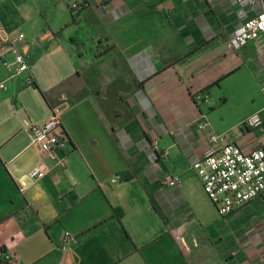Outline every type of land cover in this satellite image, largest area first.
I'll return each mask as SVG.
<instances>
[{
  "label": "crops",
  "instance_id": "0c3cea01",
  "mask_svg": "<svg viewBox=\"0 0 264 264\" xmlns=\"http://www.w3.org/2000/svg\"><path fill=\"white\" fill-rule=\"evenodd\" d=\"M237 25L231 0H0L35 82L0 92V264H262L264 202L221 217L193 170L209 131L245 151L264 143L240 127L264 119V33L234 50ZM229 81L261 100L216 127L205 109ZM64 102L68 145L45 155L30 128Z\"/></svg>",
  "mask_w": 264,
  "mask_h": 264
},
{
  "label": "built area",
  "instance_id": "2783aa9c",
  "mask_svg": "<svg viewBox=\"0 0 264 264\" xmlns=\"http://www.w3.org/2000/svg\"><path fill=\"white\" fill-rule=\"evenodd\" d=\"M231 5L236 11L238 25L232 33L229 45L234 50H240L264 33V0H231ZM71 7L73 10L79 8L76 2ZM251 12L254 16L250 15ZM24 39L22 32L0 29L2 64L8 68L9 64L5 59L7 54L13 55L15 63L8 76L0 79V92L4 94L14 96L35 85L27 56L19 47ZM197 100L201 101V97H197ZM68 107L69 103H62L53 109L49 119L30 128L32 147L49 156L64 152L69 140L62 124L61 113ZM200 127L202 130H210L207 123ZM240 127L242 130L262 128L264 131V119L260 113H256L247 118ZM207 140L209 146L203 157L193 166V170L218 214L227 217L254 200L260 199L264 202V143L245 151L236 141L212 131L208 132ZM48 172V166L41 161L28 173V177L37 182ZM179 183V178H167L161 182L171 187ZM13 260L14 257L10 254L4 257L6 263Z\"/></svg>",
  "mask_w": 264,
  "mask_h": 264
},
{
  "label": "rangeland",
  "instance_id": "374dc122",
  "mask_svg": "<svg viewBox=\"0 0 264 264\" xmlns=\"http://www.w3.org/2000/svg\"><path fill=\"white\" fill-rule=\"evenodd\" d=\"M10 56L5 57L9 58V61L7 60L8 67L12 65ZM1 59L0 56V64L3 62ZM32 88L34 87L27 88L24 92L28 93L32 91ZM211 93L212 96L205 110L209 116L208 121L216 125V127H231L243 112L251 110L261 100V95L257 93L254 87L242 90V88L237 87L232 81H229L225 87H216Z\"/></svg>",
  "mask_w": 264,
  "mask_h": 264
},
{
  "label": "trees",
  "instance_id": "16d2710c",
  "mask_svg": "<svg viewBox=\"0 0 264 264\" xmlns=\"http://www.w3.org/2000/svg\"><path fill=\"white\" fill-rule=\"evenodd\" d=\"M73 18H74V20L76 19L75 16H73ZM44 96H45V95H44ZM45 98H46V97H45ZM223 102H224V101H223ZM123 177H124V179H127V178H128V177H127V174H124V175L122 176V179H123ZM116 215H117V217L119 218V220H121V218H122L121 213H120V212H116ZM222 256L225 257L227 260H229V257H228L227 254H225V253L222 252ZM2 264H7V263H6V262H2Z\"/></svg>",
  "mask_w": 264,
  "mask_h": 264
}]
</instances>
